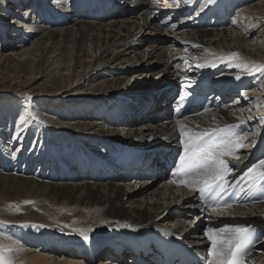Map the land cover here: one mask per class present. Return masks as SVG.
Here are the masks:
<instances>
[{"label":"bare ground","instance_id":"bare-ground-1","mask_svg":"<svg viewBox=\"0 0 264 264\" xmlns=\"http://www.w3.org/2000/svg\"><path fill=\"white\" fill-rule=\"evenodd\" d=\"M180 1L16 0L13 23L1 21L0 77L20 86L11 93L19 95L32 89L44 103V110H31L26 117L30 127L15 125L18 133L27 135L26 149L29 138H38L32 150L37 161H24L26 168L22 170L20 166L17 169L19 164L14 165L10 143L4 141L6 137L9 142L14 139L9 138L12 123L0 139L4 143L0 191L15 187L8 191L10 197L23 203L33 198L38 207L28 208L27 216L20 217L16 211L11 213L8 199L1 201L0 195V230L7 234L0 243L12 249L9 255L13 264H90L89 260L100 255H105L108 263V251L113 253L126 241L121 236L135 237L134 232L145 228L166 232L162 225H175L176 235L188 242L187 250L205 257L210 241L205 235L207 227L203 229L201 224L236 228L257 220L264 231V202L211 212L197 203L195 190L173 183L170 175L162 176L180 144L181 125L194 131L236 125L234 130L239 134L233 139L242 147L234 156L224 157L228 164H242L257 152L255 144L264 129V70L257 71L252 65H264V0H232L236 15L218 28L197 27L189 15L176 18L184 9ZM11 7L8 4L5 9L11 11ZM58 20L70 23L51 27ZM15 44L20 49H15ZM232 53H238L239 58L233 59ZM201 64L205 66L199 67ZM131 74L135 77L128 76ZM204 76L215 81L210 82L214 90L233 95L235 101L194 117L164 120L174 85ZM148 82L153 86L143 90ZM103 93L106 95L98 96ZM120 142L141 144L150 150L147 156L155 153L149 167L160 173L163 181L155 187L152 185L157 178L152 182L142 178L136 183L132 176L128 182L114 181L116 174L124 176L112 154L113 146ZM51 147L50 159L47 149ZM261 160L264 156L256 164ZM11 167L39 172L26 177L14 176L13 172L11 176L5 172ZM204 173L182 175L181 179L197 180ZM7 176L10 183L2 180ZM40 176L52 178L42 181ZM17 177L21 181L15 186ZM174 206L176 216L168 215L167 210ZM23 221L40 227L39 223L46 232L55 222L75 237L62 240L64 236L57 234L61 238H49L51 241L42 233L20 227ZM113 225L118 229L110 228ZM78 230L89 238L85 240ZM104 238L113 241L115 248L107 243L94 256L77 253L79 247L73 245L76 240H93L99 245ZM45 247L67 252L71 258L53 259L40 251ZM84 255L88 263L82 259ZM114 256L111 264L119 260L126 264L125 252L123 257ZM249 261L264 264V237L249 253Z\"/></svg>","mask_w":264,"mask_h":264},{"label":"rangeland","instance_id":"rangeland-1","mask_svg":"<svg viewBox=\"0 0 264 264\" xmlns=\"http://www.w3.org/2000/svg\"><path fill=\"white\" fill-rule=\"evenodd\" d=\"M254 1H257V0H254ZM8 4H10V5H12V7H11V11H9V10H6L5 9V6H7ZM30 4V3H29ZM25 5H22L21 6V8L22 7H24ZM20 8V9H21ZM18 9V7H17V4H16V0H0V24H1V21H2V23H5L6 22V24H12L13 23V21H12V17H13V15L15 14V11ZM14 10V11H13ZM234 15H236V13L234 14ZM233 15V16H234ZM233 16H231L230 17V19H229V21L231 20V18L233 17ZM77 19H80L81 18V16H78V15H76L75 16ZM29 22V21H28ZM63 26H67V25H69V21L68 22H64L63 24H62V22H60L59 20H58V24H55V22H53V24L51 25V27H55L56 25H59V26H61L60 24ZM196 29H198V28H196ZM218 30H220V29H218ZM2 31H1V25H0V33H1ZM1 41H2V43H1ZM0 44H3V35H0ZM15 46V49H20V47L18 48V47H16L17 46V44H15L14 45ZM1 48H3L2 46H1ZM8 48V47H7ZM3 51H5L6 49H2ZM9 50V49H8ZM221 72H223V69L221 70ZM137 73V72H136ZM50 75H48V76H46V78H48ZM129 77L130 76H132V77H135L133 74H131V75H128ZM98 79H100V77L98 78ZM150 80V79H149ZM178 83V82H177ZM148 85H150V86H153L152 85V83H150V82H148L147 83V86L145 85V86H143V90H145V89H147L148 87H150V86H148ZM18 87H20V86H18ZM18 87H17V85L16 84H11L9 81H7V80H4V79H2L1 77H0V139H2L3 138V136H4V133H5V131L7 130L8 131V124L9 123H12V127H11V129H10V133H9V138H12V137H14V139L13 140H11V142H9V140H8V137H4L5 139H4V141H5V143H10V147L12 148L11 150V160H13V161H15L14 162V165L16 166L17 164H19L18 166H16L17 167V169H18V167L20 166V169L22 170V169H25L26 168V164L25 163H23L24 161H27V162H34V161H37V160H34V158H33V156H32V150L36 147V145H37V139L36 140H34V139H32V138H29V141H28V148L26 149V147H24V144L26 143V134L25 135H21V133H18V130L15 128V125L17 124V125H29V127H30V125H31V123H30V121H27V123H25V121H26V117L30 114V111L31 110H34V111H39V110H44V103H43V99L42 98H40V96L41 95H37V93L35 92V91H31V90H29V92H26V93H23V94H13V93H11L10 91H13V89H18ZM106 90V89H105ZM104 90H98L97 91V93H99V92H103ZM104 95H106V93H103V94H101V95H98V96H104ZM237 95V94H236ZM240 95V94H239ZM55 97H57V95L55 96ZM235 100H233V101H231V102H234ZM230 102V103H231ZM13 104V105H12ZM29 104V105H28ZM31 105V106H30ZM50 106H52V105H49L48 106V108L50 107ZM42 107V108H41ZM244 107V106H243ZM46 109V110H48L49 111V109ZM194 117V116H193ZM61 119H62V117H61ZM32 122V121H31ZM38 122H39V124H41V125H45V124H43L39 119H38ZM35 127H37L38 125H34ZM46 126V125H45ZM15 128V129H14ZM48 128V127H47ZM25 129H28V127H26ZM48 130V129H47ZM2 144H4L3 143V141H1L0 140V147H1V149H0V160H1V157L3 158V154L4 153H2ZM54 150V148L53 147H51V148H48L47 149V155L50 157V159H51V151H53ZM22 159V160H21ZM27 159V160H26ZM16 168H13V167H11L10 169H8V170H6L5 172L8 174V175H11V174H13V172H15L13 175L15 176H24V177H26V176H28V175H35V174H37L38 172H39V170H36V172L35 171H33V172H35V173H32V171L31 172H29V173H26V172H23V171H16L17 170ZM44 171V173H46L47 172V170H43ZM4 172V173H5ZM18 174H20V175H18ZM160 176H161V174L160 173H158ZM12 176V175H11ZM164 177V176H163ZM166 177H168V176H166ZM42 181H51V180H49L48 178H52V177H48V178H44V177H39ZM142 178H143V181L144 180H148V181H150V182H152L153 180H155L156 178L158 179L157 181H155V183L152 185V187H155V185L156 184H158V183H161L162 181H163V179L161 178V177H150V176H139V175H136L134 178H133V180L134 181H136V183L138 182V181H141L142 180ZM17 180H15L16 181V183H15V181H13L14 183V185L15 186H17L16 184H18V183H20L19 181H21L20 179H19V177H17L16 178ZM131 179H132V177H125V178H123V179H121V178H116V179H114V181H122V182H128V181H131ZM2 180H5L7 183H10V181H11V178H9V176H7V177H4ZM57 180H59V179H57ZM161 181V182H160ZM0 182H1V180H0ZM150 182L149 183H146L147 185H143V187L144 186H148L149 184H150ZM4 187L5 188H7V184H4ZM143 187H141V188H143ZM151 187V186H150ZM10 189H17V188H15V187H10L9 189H8V191L10 190ZM19 189V188H18ZM21 190V189H20ZM8 191H6V192H1L0 191V195H1V201H3V200H6L7 201V199H8V203H10L9 204V206H11V213H13L14 211H16L17 213H18V215H20V217H22V216H27V215H25L26 214V212H27V209L28 208H34L35 210L38 208V207H36L34 204L36 203V201L35 200H33V198H31V197H29V198H31L30 200H26V202H24L23 203V200L22 201H18L17 199H15L13 196H9V192ZM7 194V195H6ZM13 194V193H12ZM5 196V197H4ZM8 196V197H7ZM4 197V198H3ZM7 197V198H6ZM22 197V196H21ZM3 198V199H2ZM13 198V200L11 201V199ZM34 198H36V197H34ZM41 199V197L39 196L38 197V199ZM195 198H196V196H195ZM7 203V204H8ZM52 202H50L49 203V205H53V204H51ZM3 206V205H2ZM22 206V207H21ZM30 206V207H29ZM179 207V206H178ZM52 209H54L53 207H51ZM177 208V206H174L173 208H171V209H168L167 210V214L169 215V214H172L173 216H176L175 214H176V212H177V210H175ZM38 210H40V209H38ZM9 211H10V209H9ZM175 213H174V212ZM174 213V214H173ZM174 218V217H173ZM25 220L27 219V218H24ZM170 219H172V218H170ZM50 220H52V221H56L55 219H53L52 217L50 218ZM158 220V224L159 225H161L160 224V220H159V218L157 219ZM168 221V220H167ZM262 221V220H261ZM24 223H22L21 225H20V227H22V228H24V229H29L31 232H33V233H42L41 235H45V237L48 239V240H51V241H54V240H52V239H49V238H56V236H57V239H60L61 237H60V235H62V237L63 238H61L62 240L63 239H67V237H69V238H72V237H75V235H74V233L71 235V234H69V233H67V231L68 232H71L70 230H65L64 228H62V226L61 225H57V223H55L54 222V224H55V227H53L52 226V228H49V227H46L47 229H50V231L48 232H46V230H45V228H41L42 226H41V224H39V223H37L38 225H40V227L39 226H34L35 225V223L34 224H32L31 222H27V221H23ZM26 222V223H25ZM37 222V221H36ZM41 222H43V221H41ZM57 222V221H56ZM252 222H256V223H258V221L257 220H254V221H252ZM170 223V221H168V224ZM27 226V228L24 226ZM30 224V225H29ZM171 224V223H170ZM216 223H214V225H206V224H201L202 226L201 227H203V229H205L206 227V229H208V228H216V227H220L219 226V224H216ZM32 226V227H31ZM47 226H50V225H47ZM69 226H73V225H69ZM162 227L163 228H165V227H167L166 228V232L167 233H170V234H177L176 232H174L175 230H176V227H175V225L173 226V227H171V226H169V225H167V226H164V225H162ZM205 227V228H204ZM22 228H18V230H21ZM58 228V229H57ZM110 228H113V229H118L117 228V226H110ZM70 229V228H69ZM1 232H0V241L2 242V238L3 237H7V234L3 231V230H0ZM48 233V234H47ZM50 233H53V235H51ZM57 234H60V235H57ZM20 235H22V234H20ZM47 235V236H46ZM55 235V236H54ZM179 235V234H178ZM264 235V234H263ZM180 238H182L183 239V237L180 235ZM100 239H102V238H100ZM261 239H262V237H261ZM22 241V240H21ZM185 241V240H184ZM186 242V241H185ZM263 242V240L260 242V243H262ZM186 243H188V242H186ZM259 243V244H260ZM26 244V246L28 245V244H32V246L35 244H33V243H25ZM25 244H23V246H25ZM0 245H2L1 243H0ZM31 248V247H30ZM44 250H40V251H43L44 253H47V255H49V256H52V258L53 259H56V260H64V259H70L71 257H70V255H69V253H67V252H65V253H63V252H60V251H57L56 249H52V248H48V247H45V248H43ZM106 256L105 255H100V257H97L96 259H94V261H90V264H100L101 262H104L105 264H107L105 261V258ZM111 264V263H110ZM113 264V263H112Z\"/></svg>","mask_w":264,"mask_h":264},{"label":"snow or ice","instance_id":"snow-or-ice-1","mask_svg":"<svg viewBox=\"0 0 264 264\" xmlns=\"http://www.w3.org/2000/svg\"><path fill=\"white\" fill-rule=\"evenodd\" d=\"M185 2H188V0H185ZM207 2L212 3L213 0H207ZM201 11H203V8H201ZM232 58L238 59L239 54L232 53ZM198 66L204 67L205 65ZM252 67L257 71L264 70V65H252ZM210 136L211 134L208 131H194L181 125L180 143L183 145L184 154L180 156L178 172L189 176L204 171L208 175L199 181L181 179L173 181V183L189 187L199 192L201 196L215 192V196L220 197L224 189L219 182L223 179L224 173L228 171L227 161L224 157L234 156L235 151L242 147V144L236 139L212 141ZM260 169H264V160L253 165L245 176L253 184L257 180H264V171H260ZM78 231L85 240L89 238L85 231ZM205 235L210 241V247L204 264H244L243 256L251 241V230L249 228H208ZM11 251V248L0 245V264H13L9 255Z\"/></svg>","mask_w":264,"mask_h":264},{"label":"water","instance_id":"water-1","mask_svg":"<svg viewBox=\"0 0 264 264\" xmlns=\"http://www.w3.org/2000/svg\"><path fill=\"white\" fill-rule=\"evenodd\" d=\"M134 144L141 145V144H138V143H134ZM152 144H154V143H152ZM145 229H147V228H145Z\"/></svg>","mask_w":264,"mask_h":264}]
</instances>
